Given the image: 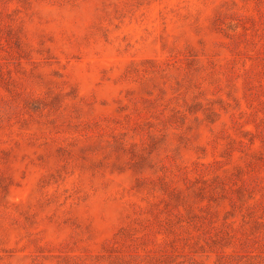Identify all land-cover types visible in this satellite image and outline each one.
Masks as SVG:
<instances>
[{
	"label": "rangeland",
	"instance_id": "1",
	"mask_svg": "<svg viewBox=\"0 0 264 264\" xmlns=\"http://www.w3.org/2000/svg\"><path fill=\"white\" fill-rule=\"evenodd\" d=\"M0 264H264V0H0Z\"/></svg>",
	"mask_w": 264,
	"mask_h": 264
}]
</instances>
